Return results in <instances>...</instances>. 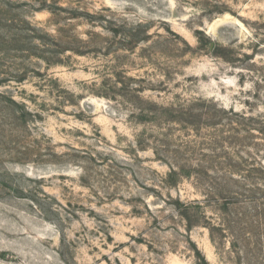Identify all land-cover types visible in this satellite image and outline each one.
Wrapping results in <instances>:
<instances>
[{"label": "rangeland", "instance_id": "1", "mask_svg": "<svg viewBox=\"0 0 264 264\" xmlns=\"http://www.w3.org/2000/svg\"><path fill=\"white\" fill-rule=\"evenodd\" d=\"M261 164L264 0H0V264H264Z\"/></svg>", "mask_w": 264, "mask_h": 264}, {"label": "trees", "instance_id": "2", "mask_svg": "<svg viewBox=\"0 0 264 264\" xmlns=\"http://www.w3.org/2000/svg\"><path fill=\"white\" fill-rule=\"evenodd\" d=\"M170 168L173 175L180 173L179 167L170 164ZM260 173V175L238 174L199 178L201 192L209 197L210 201L217 196L227 198L226 204L224 200L226 205L224 209L232 214L227 222L221 219L218 223L211 224L213 231L221 232L225 229L231 233V237L236 242L243 238V224L249 217L255 219L252 224L257 231L264 230V164L260 165Z\"/></svg>", "mask_w": 264, "mask_h": 264}]
</instances>
